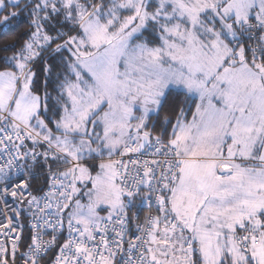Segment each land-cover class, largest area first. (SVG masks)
Wrapping results in <instances>:
<instances>
[{"label": "snow or ice", "instance_id": "snow-or-ice-1", "mask_svg": "<svg viewBox=\"0 0 264 264\" xmlns=\"http://www.w3.org/2000/svg\"><path fill=\"white\" fill-rule=\"evenodd\" d=\"M0 264H264V0H0Z\"/></svg>", "mask_w": 264, "mask_h": 264}, {"label": "built area", "instance_id": "built-area-1", "mask_svg": "<svg viewBox=\"0 0 264 264\" xmlns=\"http://www.w3.org/2000/svg\"><path fill=\"white\" fill-rule=\"evenodd\" d=\"M136 211L141 216V218H143V216L147 214L148 209L146 207L145 208H137Z\"/></svg>", "mask_w": 264, "mask_h": 264}, {"label": "trees", "instance_id": "trees-1", "mask_svg": "<svg viewBox=\"0 0 264 264\" xmlns=\"http://www.w3.org/2000/svg\"><path fill=\"white\" fill-rule=\"evenodd\" d=\"M41 78H42V73H41Z\"/></svg>", "mask_w": 264, "mask_h": 264}]
</instances>
